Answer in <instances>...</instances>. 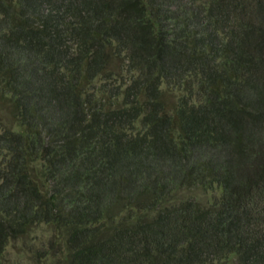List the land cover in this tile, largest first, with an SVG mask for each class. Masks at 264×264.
<instances>
[{"label": "trees", "instance_id": "obj_1", "mask_svg": "<svg viewBox=\"0 0 264 264\" xmlns=\"http://www.w3.org/2000/svg\"><path fill=\"white\" fill-rule=\"evenodd\" d=\"M39 226V264H264V0H0V257Z\"/></svg>", "mask_w": 264, "mask_h": 264}, {"label": "rangeland", "instance_id": "obj_2", "mask_svg": "<svg viewBox=\"0 0 264 264\" xmlns=\"http://www.w3.org/2000/svg\"><path fill=\"white\" fill-rule=\"evenodd\" d=\"M211 193H199L198 197L203 201L211 198ZM50 231L45 226L34 228L29 238L23 240L11 241L3 255L0 257V264H39L41 262V250L47 245ZM227 264H235L229 262Z\"/></svg>", "mask_w": 264, "mask_h": 264}]
</instances>
